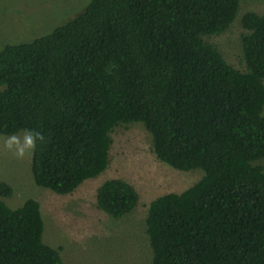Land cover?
<instances>
[{
	"label": "trees",
	"instance_id": "trees-1",
	"mask_svg": "<svg viewBox=\"0 0 264 264\" xmlns=\"http://www.w3.org/2000/svg\"><path fill=\"white\" fill-rule=\"evenodd\" d=\"M240 0H89L51 30L0 48V131L44 136L34 181L74 190L108 164L112 130L142 121L156 157L203 175L154 198L150 264H264V10L241 21L245 67L207 34L224 30ZM0 179V264H66L43 237L41 202L13 205ZM136 187L107 178L96 200L123 216Z\"/></svg>",
	"mask_w": 264,
	"mask_h": 264
},
{
	"label": "rangeland",
	"instance_id": "rangeland-1",
	"mask_svg": "<svg viewBox=\"0 0 264 264\" xmlns=\"http://www.w3.org/2000/svg\"><path fill=\"white\" fill-rule=\"evenodd\" d=\"M89 0H0V48L8 41L27 40L51 30L85 8ZM248 9L264 10V0H240L237 15L224 30L207 34L236 66L245 67L241 21ZM25 128L0 131V179L14 186L5 199L21 203L28 196L41 202L44 239L58 246L66 264H150L153 247L147 232L151 201L168 191H182L197 181L204 168L180 169L157 158L152 133L142 121L120 123L112 130L113 143L104 170L81 182L74 190L60 192L34 181L31 156L18 159L4 148L12 134L23 137ZM264 165V155L257 159ZM110 177L132 183L140 197L136 206L116 216L99 206L98 187Z\"/></svg>",
	"mask_w": 264,
	"mask_h": 264
},
{
	"label": "clouds",
	"instance_id": "clouds-1",
	"mask_svg": "<svg viewBox=\"0 0 264 264\" xmlns=\"http://www.w3.org/2000/svg\"><path fill=\"white\" fill-rule=\"evenodd\" d=\"M42 133L34 129H25L23 137L12 134L4 140V148L12 152L18 159H23L26 155L30 156L37 148L38 142L44 141Z\"/></svg>",
	"mask_w": 264,
	"mask_h": 264
}]
</instances>
